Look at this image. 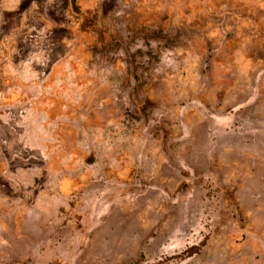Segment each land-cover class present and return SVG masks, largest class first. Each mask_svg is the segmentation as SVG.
<instances>
[{
    "label": "rangeland",
    "instance_id": "obj_1",
    "mask_svg": "<svg viewBox=\"0 0 264 264\" xmlns=\"http://www.w3.org/2000/svg\"><path fill=\"white\" fill-rule=\"evenodd\" d=\"M77 2L0 0V264H264V0Z\"/></svg>",
    "mask_w": 264,
    "mask_h": 264
},
{
    "label": "trees",
    "instance_id": "obj_2",
    "mask_svg": "<svg viewBox=\"0 0 264 264\" xmlns=\"http://www.w3.org/2000/svg\"><path fill=\"white\" fill-rule=\"evenodd\" d=\"M72 8L74 11L78 13V15L81 17L82 22H81V28L85 31L88 30V28H93L97 25V20L98 17L96 14L90 12V11H85L82 10L77 2V0H71ZM153 103L147 99L145 101V105L142 110H146L149 106H152Z\"/></svg>",
    "mask_w": 264,
    "mask_h": 264
}]
</instances>
